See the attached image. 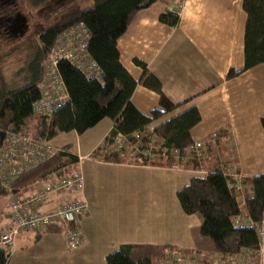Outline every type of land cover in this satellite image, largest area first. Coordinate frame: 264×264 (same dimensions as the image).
<instances>
[{
	"label": "crops",
	"instance_id": "obj_1",
	"mask_svg": "<svg viewBox=\"0 0 264 264\" xmlns=\"http://www.w3.org/2000/svg\"><path fill=\"white\" fill-rule=\"evenodd\" d=\"M177 2L158 0L139 10L117 39L119 59L137 81L142 69L133 59L144 61L166 97L178 105L153 121L147 131L195 107L200 121L191 128V138L217 132L215 149L221 157L196 163L186 159L175 167V161L165 163L159 156L140 162L124 152L114 161L105 158L111 149L101 147L112 121H105L97 135L92 130L81 136L69 133L66 139L73 140V145L68 150L79 156L78 169L84 176V189L78 197L88 202V210L79 220L83 241L69 248L64 226L59 231L54 229L57 226L25 231L16 238L5 264H104L106 256L125 243L178 247L189 262L195 258L204 262L214 252L201 238V216L184 214L176 193L191 178L206 175L214 161L235 163L243 178L264 172L260 124L264 115V61L242 70L246 19L242 0H186L179 11ZM165 11L178 16L175 25L158 20ZM230 69L239 73L227 79ZM158 101V94L141 84L131 96V103L142 113L157 108ZM43 184L37 182L25 192L0 196V232L11 224L9 196L23 197ZM71 197L54 194L36 211H54L63 199Z\"/></svg>",
	"mask_w": 264,
	"mask_h": 264
},
{
	"label": "trees",
	"instance_id": "obj_2",
	"mask_svg": "<svg viewBox=\"0 0 264 264\" xmlns=\"http://www.w3.org/2000/svg\"><path fill=\"white\" fill-rule=\"evenodd\" d=\"M26 1L36 9L53 0ZM156 1L158 0H91L85 7L69 6L62 10L60 17L53 23L44 25L33 40L29 39L30 57L25 61V66L22 64V72L19 73L18 70V75L22 78L21 85L0 88V147L7 134L23 133V127L34 115H39V122L33 137L41 141L49 140L58 132L74 131L82 134L100 120L109 118L113 126L104 137V145L101 147L111 149L105 158L111 157L114 161L124 154V151L114 148L112 137L117 134L128 141L139 143L150 140L153 136L166 151L177 149L182 152L192 143L190 130L200 121V114L195 107L182 111L150 131L146 130L153 121L173 111L178 105L166 97L160 81L148 72L144 61L133 59L134 64L142 69V76L137 81L119 59L117 39L139 10ZM242 9L246 14L242 70H246L264 61V0H242ZM158 20L173 26L177 23L178 16L165 11L159 15ZM78 23H82L90 32L86 51L101 70V76L88 77L66 59L58 60L56 68L64 86V99L50 115L41 114L34 110L33 103L49 89L45 81L49 53L58 35ZM18 37L15 40L22 39V36ZM2 56H7V53L0 49V60ZM238 73L239 71L230 69L226 78H233ZM138 84L159 96V106L148 113L140 112L131 103V96ZM260 124L264 132V115L260 118ZM136 133L139 134L138 137ZM64 147L49 159L24 170L8 187L0 182V196L9 192H25L34 183H45L51 178L77 170L79 156L70 152L68 146ZM172 161L174 160L168 157L165 163L170 164ZM211 165L206 175L191 178L188 184L177 191L181 210L186 215L201 216L199 232L212 241L214 252L235 255L243 249H255L257 240L254 226H234L233 220L236 216L245 214L253 224L259 221L264 208V172L248 178L241 177L242 188L235 189L228 186L233 177L225 174L226 165L218 161ZM240 198L241 207L237 202ZM49 227L52 226L47 228ZM54 229L59 231L61 226ZM164 247L166 245L150 247L121 244L106 256L104 264H159V255ZM9 252L0 245V264L6 263Z\"/></svg>",
	"mask_w": 264,
	"mask_h": 264
},
{
	"label": "built area",
	"instance_id": "obj_3",
	"mask_svg": "<svg viewBox=\"0 0 264 264\" xmlns=\"http://www.w3.org/2000/svg\"><path fill=\"white\" fill-rule=\"evenodd\" d=\"M185 1L178 0L176 11L180 10ZM89 37L90 32L82 23L75 24L58 35L46 64L45 81L49 89L43 97L33 103L35 111L50 115L64 99V86L56 68L58 60L66 59L88 77L98 78L101 76V70L86 51ZM135 135L138 137L139 134L136 133ZM218 137L219 134L213 132L205 138L194 139L187 147L184 156H180L175 149L166 151L165 148L158 145L153 136L150 140L142 143L128 141L121 134L113 136L112 140L115 150L124 151L127 157L136 158L140 162L147 159L153 160L157 156L164 160L169 157L175 161L172 166L177 167L186 159L193 162H201L206 158L215 160V157L218 156L215 149ZM58 150L57 147L47 141L38 140L36 137L27 134L15 132L7 134L0 147L1 184L8 187L24 170L49 159ZM208 154L211 156L208 157ZM225 174L232 176L235 180L234 183L229 182V188H242L240 182L242 175L235 163L227 162ZM83 189L84 176L80 171H76L73 174L51 178L42 186L37 187L34 192L23 197L10 195L8 198V217L11 224L0 232V245L10 251L16 238L22 232H39L48 226H64L66 227L65 240L67 246L69 248L79 246L83 241L79 220L88 210L86 199L78 197L79 194H82ZM64 193L72 197L63 199L54 211L48 213L36 211V208L52 195ZM233 224L234 226H254L257 240L255 249H243L235 255L211 252L204 262H201L199 258L191 259L189 262L183 249L170 246L161 250L159 264H264V208L259 221L255 224L245 214L236 216Z\"/></svg>",
	"mask_w": 264,
	"mask_h": 264
},
{
	"label": "rangeland",
	"instance_id": "obj_4",
	"mask_svg": "<svg viewBox=\"0 0 264 264\" xmlns=\"http://www.w3.org/2000/svg\"><path fill=\"white\" fill-rule=\"evenodd\" d=\"M14 1V2H13ZM16 3V4H15ZM91 3V0H53L51 3H47L46 5H42L40 7L32 8L27 4L26 0H0V24H2L1 17L4 15L11 16L12 19H15V15H23L26 19L25 24L28 25V30L22 36V39L18 41L15 38L18 35H12L9 33V27L0 25V49L3 52L7 53V56H2L0 60V88H14L16 86L21 85L22 78L19 73L22 72L20 68L24 65L25 61L30 57L31 47L29 45V39H34L36 37V33L44 27L46 24L53 23L58 17H60L62 10L64 11L69 6L79 5L81 7H85ZM17 8V9H16ZM6 24H11V22H7ZM19 38V37H18ZM9 39V40H8ZM12 40V41H11ZM23 64V65H22ZM24 68V67H22ZM105 121L110 122L109 118H104L100 120L96 125L86 130L85 132L91 131L96 132L95 135L98 134V130L104 124ZM3 121H1L2 123ZM39 122V115L32 116L23 127V133L33 136L34 132L37 129V124ZM84 132V133H85ZM69 133H75L74 131L68 132H58L55 136L47 140V142L51 145L63 146L59 147L61 149L65 148L64 145L71 147L73 145V140L68 142ZM82 133V134H84ZM82 134H77L81 136ZM205 138V137H204ZM53 145V146H54ZM229 145H231L229 143ZM233 148H231V151ZM219 155V154H218ZM219 157H221L219 155ZM209 160V159H204ZM228 162V161H227ZM225 165V162H223ZM70 174L75 173L76 171H80L78 168ZM13 192V191H12ZM11 193V192H9ZM14 193V192H13ZM239 207L242 206V198L238 201ZM202 220V218L200 217ZM82 234V233H81ZM83 237V236H82ZM201 238L204 240V245L208 244L209 248H213L212 241L208 237Z\"/></svg>",
	"mask_w": 264,
	"mask_h": 264
},
{
	"label": "flooded vegetation",
	"instance_id": "obj_5",
	"mask_svg": "<svg viewBox=\"0 0 264 264\" xmlns=\"http://www.w3.org/2000/svg\"><path fill=\"white\" fill-rule=\"evenodd\" d=\"M14 2V1H13ZM19 15L17 16V15H15V19H12V17L11 16H8V15H4V16H2L1 17V21H2V24H0L1 26H7V27H9V33L10 34H12V35H18V36H23L25 33H26V31L28 30V25H27V28L26 29H23V32L21 33V34H19L18 32H17V30H19L18 28L19 27H22V25L23 24H17V23H20L19 22ZM11 22V24H6L7 22Z\"/></svg>",
	"mask_w": 264,
	"mask_h": 264
},
{
	"label": "water",
	"instance_id": "obj_6",
	"mask_svg": "<svg viewBox=\"0 0 264 264\" xmlns=\"http://www.w3.org/2000/svg\"><path fill=\"white\" fill-rule=\"evenodd\" d=\"M19 22L20 23H17V24H23L22 25V27H19L18 29L19 30H17V32L19 33V34H21L22 32H23V29H26L27 28V24H25V22H26V18L23 16V15H19ZM23 28V29H22Z\"/></svg>",
	"mask_w": 264,
	"mask_h": 264
},
{
	"label": "bare ground",
	"instance_id": "obj_7",
	"mask_svg": "<svg viewBox=\"0 0 264 264\" xmlns=\"http://www.w3.org/2000/svg\"><path fill=\"white\" fill-rule=\"evenodd\" d=\"M190 145V144H189ZM188 145V146H189ZM187 146V147H188ZM187 147H185V149L182 151V152H179L177 149H175V150H177L178 151V153L180 154V156H184L186 153H185V151H186V149H187ZM170 150H173V149H170ZM231 159V158H230ZM235 182V180H234V178H232V182H230V183H234Z\"/></svg>",
	"mask_w": 264,
	"mask_h": 264
},
{
	"label": "clouds",
	"instance_id": "obj_8",
	"mask_svg": "<svg viewBox=\"0 0 264 264\" xmlns=\"http://www.w3.org/2000/svg\"><path fill=\"white\" fill-rule=\"evenodd\" d=\"M56 147V146H55ZM58 148V147H57ZM59 150L58 151H60L61 150V148H58Z\"/></svg>",
	"mask_w": 264,
	"mask_h": 264
}]
</instances>
